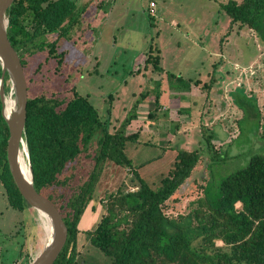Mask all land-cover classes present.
Listing matches in <instances>:
<instances>
[{"label":"rangeland","instance_id":"374dc122","mask_svg":"<svg viewBox=\"0 0 264 264\" xmlns=\"http://www.w3.org/2000/svg\"><path fill=\"white\" fill-rule=\"evenodd\" d=\"M72 1L79 8L87 7L69 38L59 41L60 51L68 52L63 65L57 71V62L46 60L48 54L40 52L29 59L26 77L42 63L35 92L61 95L76 88L90 96L103 117L112 101L111 131L132 113L140 94L149 93L151 97L137 108L138 118L128 126L129 132L141 134L138 143H128L126 148L135 171L156 188L178 150L203 152L190 191L184 186L187 195L172 213H188L190 204L204 196L200 185L216 191L254 155L264 154V41L247 27L231 26L219 6L228 0H154L155 7L150 6L152 0ZM57 36L46 38L53 42ZM151 46L161 52L164 73L144 68ZM183 82L191 84L183 88ZM109 96L113 98L107 101ZM157 97L159 119H150ZM97 140L87 148L91 157L83 154L80 161L86 172L93 170ZM136 183L131 170L107 163L96 198L122 185L125 191H135ZM101 212L100 205L95 210L90 206L80 228L93 227ZM46 240L42 218L33 209H13L0 183V264H30ZM79 244L82 260L106 261L83 234Z\"/></svg>","mask_w":264,"mask_h":264},{"label":"trees","instance_id":"16d2710c","mask_svg":"<svg viewBox=\"0 0 264 264\" xmlns=\"http://www.w3.org/2000/svg\"><path fill=\"white\" fill-rule=\"evenodd\" d=\"M219 6L231 26L247 27L264 41V0H228ZM86 7L79 8L72 0L15 1L7 12L8 38L20 57L25 77L29 59L40 52H46V60L56 61V70L60 69L68 52L60 51L58 40L69 38ZM49 34H58L57 39L48 42ZM145 55L146 70L152 67L164 73L159 49L151 46ZM42 66L39 64L35 73L26 77V141L35 188L56 206L68 230L65 247L55 264H264V154L254 155L245 168L225 178L216 191L200 185L204 196L190 204L188 213L175 215L171 211L187 195L182 192L184 186L190 191L188 185L202 161V150H178L168 174L156 188L151 187L135 171L126 153L127 144L138 143L141 135L140 131L129 132L128 126L138 118V106L151 95L140 94L132 113L111 131L112 101L103 117L90 96L76 88L61 95L35 92ZM183 84L188 88L191 82ZM203 87L209 93V85ZM9 92L10 86H6L5 93ZM112 98L109 96L107 101ZM158 100L155 109L149 111L150 119H159ZM2 109L0 96V182L10 206L22 212L32 208L20 194L9 168L10 133ZM95 139L98 150L92 156L93 170L86 172L79 164L83 154L91 157L87 148ZM207 142L213 151L211 138ZM107 163L131 170L136 176V190L125 191L122 185L97 200V186ZM97 205L102 208L98 221L82 230L85 213ZM81 234L105 256L104 263L81 259Z\"/></svg>","mask_w":264,"mask_h":264},{"label":"water","instance_id":"95a60500","mask_svg":"<svg viewBox=\"0 0 264 264\" xmlns=\"http://www.w3.org/2000/svg\"><path fill=\"white\" fill-rule=\"evenodd\" d=\"M15 1L0 0V95L3 103V118L10 133L7 160L20 194L42 218L43 222H45L43 217L49 221L51 227L43 250L30 264H55L65 247L68 230L56 206L39 194L34 185V175L26 141L27 81L20 57L8 38L7 12ZM6 76H8L6 86H10V98L5 93ZM27 165L29 174H25L24 171Z\"/></svg>","mask_w":264,"mask_h":264},{"label":"bare ground","instance_id":"6f19581e","mask_svg":"<svg viewBox=\"0 0 264 264\" xmlns=\"http://www.w3.org/2000/svg\"><path fill=\"white\" fill-rule=\"evenodd\" d=\"M10 107H11V105H10ZM23 161H25V160L23 159ZM24 171H25V174H29V167H28V165L26 166V168L24 169ZM43 219L45 221V222H43L44 223V226H45V231H46V234L48 236L49 233H50V230H51L50 223H49V221L45 217H43Z\"/></svg>","mask_w":264,"mask_h":264},{"label":"flooded vegetation","instance_id":"af4514ba","mask_svg":"<svg viewBox=\"0 0 264 264\" xmlns=\"http://www.w3.org/2000/svg\"><path fill=\"white\" fill-rule=\"evenodd\" d=\"M58 41H62V40H58ZM0 73H1V67H0ZM7 82H8V79H7V76L5 77V87H6V85H7ZM10 93V92H9ZM9 93L7 94V96L9 95ZM1 96V95H0ZM2 101V100H1ZM2 111H3V109L1 110V113H2ZM2 116H3V114H2ZM0 124H2V123H0ZM0 136H1V134H0ZM1 183V182H0Z\"/></svg>","mask_w":264,"mask_h":264},{"label":"built area","instance_id":"2783aa9c","mask_svg":"<svg viewBox=\"0 0 264 264\" xmlns=\"http://www.w3.org/2000/svg\"><path fill=\"white\" fill-rule=\"evenodd\" d=\"M150 6H151V7H155V6H156L155 2H154V1H151Z\"/></svg>","mask_w":264,"mask_h":264}]
</instances>
